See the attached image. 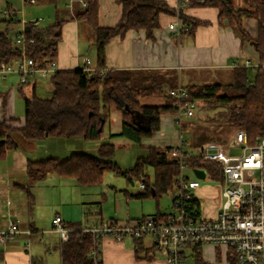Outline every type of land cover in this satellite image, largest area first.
<instances>
[{
  "label": "crops",
  "instance_id": "1",
  "mask_svg": "<svg viewBox=\"0 0 264 264\" xmlns=\"http://www.w3.org/2000/svg\"><path fill=\"white\" fill-rule=\"evenodd\" d=\"M164 1L174 9H178V0ZM6 2L11 4L10 0ZM99 3L100 25L103 27L115 26L122 15L120 1L99 0ZM238 3L241 4L240 1ZM84 8L80 0H61L57 6H54L55 20L65 19L56 57L59 70L83 68L85 57H89L92 65L97 67L96 32L86 20L76 17V12ZM183 11L193 19L208 21V23L199 25L193 35L182 33L177 36L175 30L170 27V23L179 21L177 15L163 12L160 14V26L154 29L151 37L144 28L130 29L124 36L112 37L106 45V68L161 73L166 78L162 90L163 93H167L168 89L178 85L186 87L194 84L230 82L233 80L234 68L237 65L248 66L249 62L248 67H252L251 63L259 62V56L252 41H243L241 34L233 29L227 21L222 24L218 22L219 9L217 7L187 4ZM22 15L24 16V12ZM16 18L12 22H17ZM20 24L23 27V21ZM243 25L251 36H257V21L254 18L244 17ZM9 26L10 24L7 23L4 29L0 27V31H9ZM13 75L18 78L15 73L8 74L5 78L0 77V120L18 117L17 125L21 126L24 122L25 110L23 113L18 112L20 108L16 95L19 93L24 101V95H31L33 91H36L41 96L38 92L41 87L47 88V91L52 93L53 87L52 90H48V86L45 85L46 81L42 80L44 78L40 76L31 77L28 82L23 84L20 79L18 83H15ZM214 80H218V82ZM21 85H23L22 92L20 91ZM156 98V101L162 100L161 97ZM174 113H162L159 130L152 136L143 137L139 143H136L121 134V113L119 112V123L115 126L114 131L107 135L104 128L101 138L96 142L99 148L101 147L99 153L90 144V140L65 141L57 137L54 139L60 140L59 142L63 144L61 148L69 145L70 155L78 151L99 158H103L100 155H103L102 148L104 147L109 149V152H105V154H114L118 142H113V140L124 137L130 140V143H127L128 149L136 144L143 153L148 147L162 150L177 147L180 144L185 146V143L190 146L191 144L185 140L183 132L185 116L177 121ZM134 119L140 126L149 127L150 118L148 116L136 112ZM107 123L110 124V120H107ZM107 123L106 125H108ZM208 143L210 142H195L192 146L199 147ZM22 145L18 148L7 149L4 155L0 153V230L6 229L10 223L16 224L19 230L15 239L0 243V264H32L34 260H41L45 264H54V256L57 251L60 252V257H55L59 261L58 264H62L60 237L53 230V218L57 215L63 218L66 225L77 223L81 228H86L100 225L103 222L124 224L158 213L156 210L139 217L122 218L116 210L117 214L106 219L102 216L101 210L97 217L89 222L90 206L93 201L91 195L87 194L89 185L80 184L73 177L60 176L54 172H49L43 179L29 182L27 171L29 159L37 161L50 156L61 158L58 156L61 154L60 149L55 148V145L51 146V144L44 149L41 147L40 141L24 142ZM27 145L30 146V149L26 148ZM57 153L59 154L57 155ZM28 189L32 192V205L29 203ZM116 189L114 188V190ZM124 192L126 196L131 197L141 193H130L129 190H124ZM200 194H204L202 188L198 191L201 200ZM201 203L203 214L212 217L218 213L222 202L217 208H213L210 204H204L202 200ZM207 210H209V214H207ZM172 211L173 209L166 212L159 208V212L163 214ZM138 247L140 248L137 251ZM100 248L103 264H167L165 258L154 251L150 236L141 239L127 236L123 240L105 236L100 241ZM195 253H199L201 259L208 264H230L231 253L226 248L205 244L197 250L188 249L187 264H196Z\"/></svg>",
  "mask_w": 264,
  "mask_h": 264
},
{
  "label": "trees",
  "instance_id": "2",
  "mask_svg": "<svg viewBox=\"0 0 264 264\" xmlns=\"http://www.w3.org/2000/svg\"><path fill=\"white\" fill-rule=\"evenodd\" d=\"M60 1L37 0V3L57 6ZM84 1L86 7L78 10L76 17L86 20L96 32L97 68L92 71L82 67L58 69L50 77L53 87L50 97L39 96L36 91L31 95H24L23 124L17 125L18 117L0 120L1 155L9 148L23 146L24 142L33 143L47 137L65 141H97L104 132L110 114L115 110L121 113V134L139 143L143 137H150L159 130L162 113L177 111L178 99L163 93L162 86L166 82L163 74L147 70L107 69L106 45L112 37L124 36L130 29L144 28L151 37L154 29L160 26V14L163 12L178 16L184 29L183 34L193 35L199 25L207 24L208 21L193 19L184 14L183 9H174L164 0H119L122 5L119 22L115 26L103 27L99 23V0ZM189 4L217 7L220 24L227 21L241 34L243 41L253 42L259 56L258 65H237L230 82L186 86L190 99L227 105V119L236 129H245L249 141L253 143L258 137L264 136V0H189ZM244 17L257 21L256 37L251 36L244 28ZM64 22L65 19H56L49 26L31 24L26 34L34 37L35 42L27 45V55L41 63L56 59ZM21 55L22 51L13 42L9 31H0V61L10 62ZM20 91H23V85ZM156 97H161L162 100L156 101ZM136 112L150 118L149 127L140 126L135 121ZM192 161V165L214 169L212 171L217 176L220 175V165L217 162L197 158ZM149 166L154 168L153 182L146 174ZM27 171L29 182L43 179L49 172L73 177L83 185L102 183L107 171L124 175L128 183L135 177L144 178L146 190L133 196L153 197L158 206L159 197L174 188L179 165L175 158H168L160 149L148 147L138 157L135 165L127 170L121 169L111 159L77 151L64 159L56 156L37 161L29 159ZM28 195L32 205L33 196L29 189ZM157 210L160 214L159 208ZM67 226L71 231L68 239L61 241L62 264H93L90 257L94 243L92 233L77 223H69ZM194 249L197 250V247ZM195 259L196 264H208L201 259L199 253H195ZM32 264L45 263L34 260ZM230 264H238L234 255L230 256Z\"/></svg>",
  "mask_w": 264,
  "mask_h": 264
},
{
  "label": "built area",
  "instance_id": "3",
  "mask_svg": "<svg viewBox=\"0 0 264 264\" xmlns=\"http://www.w3.org/2000/svg\"><path fill=\"white\" fill-rule=\"evenodd\" d=\"M25 1L29 4L37 3V0ZM80 2L86 7L84 0ZM187 4L189 0H178V9H183ZM0 12L3 17L11 20L18 16L20 10L8 5ZM42 20V17L31 21L23 20V27L11 35L22 55L10 62L0 61V77L5 78L8 74L15 73L21 83H26L34 76L50 78L58 70L56 59L41 63L26 53L27 45L35 42L34 37L27 36L26 27L31 24L40 25ZM170 27L177 36L184 31L180 19L170 23ZM84 62L83 68L87 71L97 68L92 65L89 57H85ZM249 64L248 62L247 65ZM258 64L251 63L252 66ZM167 93L178 99V109L174 113L177 121L183 116H194L200 109L198 100L190 99L189 92L183 85L170 88ZM226 147L240 148L241 152L227 154ZM161 151L168 158H175L179 165L175 186L171 190L173 211L149 215L124 224L103 222L83 228L94 237L90 251L93 264H103L100 241L105 236L116 240H123L127 236L137 239L150 236L154 251L161 254L167 264H187V250L205 244L228 249L237 258L238 264H264V136L251 143L247 131L237 129L228 144L213 141L191 147L185 143V146L180 144ZM194 158L212 160L220 165L218 177L222 186V203L215 216L203 214L198 195L202 188V178H190L185 174L186 168H192L193 171L202 169L205 170L206 177L208 169L192 165ZM136 181L139 188L145 191L144 178ZM53 225L60 241H66L71 228L67 227L60 215L53 218ZM18 232L16 224L10 223L6 229L0 230V243L15 239Z\"/></svg>",
  "mask_w": 264,
  "mask_h": 264
},
{
  "label": "rangeland",
  "instance_id": "4",
  "mask_svg": "<svg viewBox=\"0 0 264 264\" xmlns=\"http://www.w3.org/2000/svg\"><path fill=\"white\" fill-rule=\"evenodd\" d=\"M6 1L7 0H0V10L8 5H12L14 8L20 10V13L17 16L18 18H16L17 22H10L9 18L3 17L0 12V27L4 29L6 24L9 23L10 36L22 28L20 23L23 20L31 21L42 17L43 20L40 23L42 26H49L55 20L54 5L52 4H29L25 0H10L11 4H8ZM23 12L24 16L22 15ZM13 76L15 83H18L19 77L17 78L16 75ZM42 80L46 81L45 85L48 86V90H52L50 78H44ZM214 81L218 82V80ZM38 92L42 97L46 98L52 95V93L47 91V88L41 87ZM16 99L20 108L18 112L23 113L25 110L23 98L18 93L16 95ZM198 103L200 105L198 112H196V114L190 118H185V130H183L185 140L191 144L190 146H192L195 142L200 143L211 141L228 144V142H230L234 137V134L237 130L227 119L228 106L225 104H215L201 100H198ZM119 118V112L116 110L110 114L108 119L110 120V124L107 123L108 125L105 126L107 135H109V132L114 131L115 126L119 123ZM59 141L60 140L58 139H54V137H47L40 140V143L41 147L44 149H46L49 144H51V146L55 145V148L60 149L61 151V154L57 153V155L59 154L58 156L65 158L66 156L70 155L71 151H68L70 146L67 145V147L61 148L63 144H61ZM96 142L97 141H90V144L93 145L96 149V152L99 153L101 147L99 148ZM113 142H118L114 154L107 155L109 149L104 147L102 148L104 153L100 156H103V158L110 157L111 160L123 170L132 168L138 159L137 156L140 155V153L144 154L140 147L136 146L135 143L134 146H130L131 149H128L127 143H130V140L125 137L122 139H115ZM26 148L30 149V146L27 145ZM105 152L107 153L105 154ZM225 152L227 154H237L241 152V149L236 147H226ZM207 169L208 173L206 177L200 179L202 184V192L204 193L200 194V197L204 204H210L213 208H217L220 202H222V186L217 173L212 171L214 169ZM184 171L185 174L190 178L197 177L195 170L193 171L192 168H186ZM146 174L151 176V180L153 182L155 178L154 168L151 166L147 167ZM137 179L138 178L135 177L131 183H128L125 176L118 174L115 171H107L103 177L102 183L89 185L87 194L91 195L93 200L90 206L91 211L89 215V222H92L94 217H97L101 210L103 212L102 216L107 219L109 216L117 214L115 213L116 210L120 214V217L125 218L127 216L139 217L142 214L153 213L157 210V208H160L166 212H170L173 209L171 190L159 197L158 206L156 199L153 197L139 199L134 196H126L124 190H129L130 193L143 192L138 186V182L136 181ZM114 188L117 189L114 190ZM207 211V214H209V210ZM59 253L60 252L57 251L55 254V256L58 258L60 257ZM55 256L53 262L54 264H58L59 261Z\"/></svg>",
  "mask_w": 264,
  "mask_h": 264
},
{
  "label": "water",
  "instance_id": "5",
  "mask_svg": "<svg viewBox=\"0 0 264 264\" xmlns=\"http://www.w3.org/2000/svg\"><path fill=\"white\" fill-rule=\"evenodd\" d=\"M29 27H26V30H28ZM253 43V42H252ZM134 117H135V114H134ZM2 142L4 140H1ZM195 172H196V175L201 177V178H204L205 177V170H202V169H195Z\"/></svg>",
  "mask_w": 264,
  "mask_h": 264
}]
</instances>
